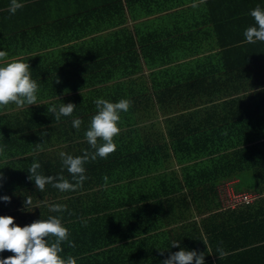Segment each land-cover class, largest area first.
Masks as SVG:
<instances>
[{"label": "trees", "instance_id": "obj_1", "mask_svg": "<svg viewBox=\"0 0 264 264\" xmlns=\"http://www.w3.org/2000/svg\"><path fill=\"white\" fill-rule=\"evenodd\" d=\"M62 1L60 0V3ZM239 1L241 0L232 2ZM261 6L264 9V4ZM255 7L256 5L251 6L247 12H239L237 8H231V11L225 14V23L215 32L220 41L219 47L210 48V52L204 55L210 59L203 65L202 71L199 67L201 63L194 61V66L198 68L196 73L192 70L184 80L172 76L166 79L162 70L169 71V66L154 69V67L169 64L168 61L145 63L147 69H153L149 71V86L141 79V76L123 80H116L112 76L99 79L96 77L95 80H75L74 83L70 78V68L57 75L53 74L58 76L57 86L60 88L69 86L76 91L81 89V92L70 96L50 94L55 99L50 100L47 105L58 106L60 103L71 102L76 105L71 116H62L57 121L53 114L47 112L46 105H41L22 112L13 120L9 119L4 128L2 127L5 130V137L0 142V148L8 147L11 155L27 153L26 146H35V149H40L37 154L38 159L1 158L0 187L8 183L7 193L10 195L7 196L9 197L14 196V192L18 190L13 178H19L23 183L29 179V174L26 172L28 173L27 170L32 161L41 164V168L38 169L39 172H43L41 174L63 175L70 182H74L67 169L62 168L59 153L81 156L85 150L94 151L87 143L84 133L89 127L91 117L97 112L94 104L97 98L113 103L120 99L132 101L131 108L120 114L121 120L118 125L120 128L154 118L151 126H154L155 122L161 118L167 127L168 132L166 131V135L162 137L158 146L152 145L148 149H146L147 145L132 147V140L138 137H128V140L121 128L119 135L114 138L117 145L115 152L109 154L106 159L97 157L94 161L86 162L84 167L87 178L83 181L82 187L75 191L60 192L50 184L45 186L43 192L36 189L34 193L28 188L31 200L37 197L42 203V214L46 217L53 215L61 218L63 226L69 230V240L75 244V247H69L67 242L63 243V251L60 253L63 258L67 259L71 256L76 264L131 262L122 260L116 255L118 251H123L120 247L121 243L131 239L132 236L157 229V221L160 217L169 215L168 217L174 220L177 216L183 217L187 212L191 213L190 207L184 202L182 206L179 200L173 204L171 196L166 199L160 197V195L177 193L183 187H186L187 191H182L179 197L184 199L185 196H189L195 212H201L202 209L212 206L213 198L220 206L222 205L217 189L220 182L236 180L235 189L237 190L245 187L246 190L262 192L261 188L264 186V95L260 96L258 90L264 88V42L258 41L251 44L246 42L243 35L248 27L256 26L254 18L250 15ZM91 17L96 20L97 14ZM98 17L105 18L101 14ZM74 18L73 14L59 15L58 66L63 68L67 66L65 63L69 57L66 55L71 48L76 49V53L83 50L77 57L84 62L87 56L92 55V50H95L93 45L89 48L84 47L83 44H89L91 40L94 42L93 39L97 38L95 35L99 30L83 28V20L87 18L85 14L75 20ZM113 34L123 39V43L117 50L116 44H112L115 47V53L121 54V57L118 60L110 59L109 62H103V66L112 67L110 70H114L113 67L120 69V76L117 78L141 72L143 67L139 62L133 65L135 67L133 69H129L128 65L131 64L125 62L130 58L128 55H132L136 50L130 35L124 30ZM144 49L141 48L142 51L149 48ZM3 50L4 48H0V51ZM198 53V48L192 50V48L177 47L173 50L177 59L188 55H199ZM117 61L122 62L117 63ZM25 62L29 64V61ZM38 65L34 63V67ZM187 65L190 64L187 63ZM75 66L77 70L83 65L76 60ZM103 66L96 59L90 68ZM32 67L30 66L31 75L47 97L43 86L49 87L50 82H53L51 78L53 76L43 67H39L38 71ZM98 83L104 86H95ZM88 87L91 89L82 92V89ZM44 96H38V99ZM32 113L37 114V118H29L28 116ZM74 118H80L83 121L79 130L72 127ZM52 119L53 123H50ZM137 133L138 131L134 134ZM55 142L57 147L50 150V145L55 146ZM44 148H46L45 151H41ZM171 159L180 166V177L173 172H168V168L174 167ZM49 170L52 172L48 173ZM171 177L177 180L175 184L170 181ZM27 182L25 184L32 187L28 180ZM148 183H155L156 188L151 187L147 196L135 197L134 194L137 193L133 192V188L139 185L144 189L147 186L145 184ZM2 193L0 190V194ZM140 193L145 192L140 191ZM26 194V191L20 192L24 203ZM150 199L152 201H149ZM3 202L6 205L9 204V202ZM253 202L234 208H222L218 210V213L205 218L207 224L219 218L218 222H213L212 227V230L218 234L211 240L216 246L217 255H220L218 249L225 251L224 248L230 246V241H233L231 245L233 247L243 246L245 242L240 239L242 232L255 238L264 234V208H261L259 212L258 208H255L257 203ZM52 204L66 205V210L51 212L49 205ZM2 210L0 206V211ZM27 215L29 213L24 215L19 213L14 217L24 220ZM193 227L194 225L187 228L173 227L167 230L172 233L173 229H186L192 233L177 236L174 241H179V246H176L175 252L182 248L190 250V246L192 248L200 240L197 229ZM117 241L118 245L115 246L114 243ZM139 241L140 239H137L131 243L136 244ZM50 242H52L51 238ZM171 243L169 242L168 246H173ZM132 253L135 254V258L130 259L135 261L133 264H162L169 256L163 255V251L153 256L143 248H138L136 252L132 250ZM12 255L14 253L10 251H3L0 252V259ZM205 264L214 263L205 261ZM216 264H221L219 258Z\"/></svg>", "mask_w": 264, "mask_h": 264}, {"label": "crops", "instance_id": "obj_2", "mask_svg": "<svg viewBox=\"0 0 264 264\" xmlns=\"http://www.w3.org/2000/svg\"><path fill=\"white\" fill-rule=\"evenodd\" d=\"M232 1L235 0H221V2L219 0H63L62 3H60V0H18V2L23 4V7L18 9L13 15L9 12L11 0H0V48H4L3 51L8 53V57L5 58L4 61H0V66L12 60L21 59L29 61L31 67L33 64L32 68H34L35 71H38L39 67H43L45 71L52 74V76L64 70L68 71L71 68L70 78L74 83L75 80H95L96 77L99 79L100 77L112 76V78H116V80H123L126 78H140L141 76V79L149 86V71L153 69H147L145 63L168 61L170 62L169 64L163 65L162 67H154V69H161L169 66V71L162 70L164 76L166 75V79L172 76L178 77L179 80H184L187 78V74L192 70L196 73L198 68L194 66V61L201 63L199 67L202 71L203 65L210 59L204 55L210 52V48L219 47L220 41L215 32L219 26L222 27L225 23L224 16L231 11V8H237L239 12H247L251 9V6L256 5L262 8L261 5L264 4V0H241L238 3ZM194 4L196 7H193ZM94 13L97 14L96 20L91 17L96 16ZM64 14H73L75 18L85 14L87 18L83 20V28L99 30L97 31L98 34L95 35L97 38L93 39L94 42L91 40L89 44H83L84 47L90 48V46L93 45L95 48V50H92V55L90 54V56H87L85 61L87 63L77 57L83 50L76 53V49L71 48L68 55H66L69 57V60L67 59L68 61L65 63L67 66L64 68L58 66L60 45L58 20L59 15ZM100 14L105 16V18L98 17ZM46 30H49V32H46ZM122 30L130 35L136 48L135 53L128 55L130 58H128V60L126 59L125 62L131 64L128 65L129 69L135 68L133 65L138 64V62L143 68L141 72L135 75L117 78L120 76L119 73L121 70L115 69L114 67V70H110L112 67L103 66V62H109L110 59L118 60L121 57V54L117 55L118 53H115V47H113L112 44H116L117 50L118 46L123 43L122 38L113 34L114 32H120ZM72 42L74 43L75 41ZM177 47L192 48V50L198 48L199 55H188L177 59L175 58V54H173L174 48ZM141 48L149 49H144L145 51H142ZM96 59L102 63L103 67L91 69L90 65L96 62ZM76 60L83 65L77 70L75 69V67H77L75 66ZM120 62L122 61H117V63ZM34 63L39 65L34 67ZM187 63L190 65H187ZM57 77L58 76L51 77L53 78V82H50L49 87L43 86L45 95H48L47 97H45L43 92L39 89L37 93V103L39 105H29L28 107L18 108L15 104H9L6 107L0 108V142L4 140L5 130H3V128L9 119L13 120L18 115L20 116L22 112L37 108V106L46 105L45 108H47L50 106L47 105V103L55 99V97L50 96V94L56 93L58 96L60 94L70 96L76 94V92H81V89L76 91V89L70 88L69 86L60 88L57 86ZM31 78L34 79L32 75ZM95 86L102 87L104 85L98 83ZM89 89H91V87L82 89V92ZM263 89L264 88H259L258 90L260 96L264 95ZM179 91H181V89H179ZM38 96L44 97L38 99ZM28 117L35 119L37 118V114L32 113ZM154 119L136 125H125L121 127L127 139L128 137H138V139L132 140V147H143L147 145L146 149H148L152 145L158 146L162 141V137L166 135L167 127H165V123L161 118V120L159 119L155 122L154 126H151ZM50 123H53V119ZM137 131L138 133L134 134ZM56 147L57 143L55 142V146L52 144L50 145V150ZM25 148L27 153L18 154L17 156L11 155L8 147L3 148V153L0 154V160L1 158L14 159L15 157L38 159L37 154H39L40 149H35V146H26ZM45 149L46 148L41 149V151H45ZM157 156L163 157L161 155ZM171 160L173 161L174 167L168 168V172H173L177 177H180V166L173 159ZM51 172L50 170L48 171V173ZM26 174L29 173L26 172ZM27 180L31 183L32 187L25 184L28 183ZM27 180L23 183L19 178H13L18 190L14 192V196H10L12 203L9 202V204L6 205L3 200H0V206L3 209L0 211V216H2V214H5V216H12L14 218V223L20 227L31 224L36 220H46L49 217L42 214V203L37 197L31 200V205L25 206L20 192H27L26 200L29 198L32 199L28 188L32 189L34 193L36 190L35 183L29 179ZM170 181L172 184H175L177 180L171 177ZM228 182L234 184L236 180H230ZM221 183L222 182L219 184ZM166 184L168 185V182H166ZM145 185L147 186L144 189L139 185L133 188V192L137 193L134 194L135 197L147 196L151 187L156 188L155 183H148ZM163 186L166 188L164 184ZM233 187L235 188L236 186L234 185ZM261 189H263L262 192H260V190L257 192L256 190L258 197L256 198L257 200L254 199L253 202L257 203L255 208H258L259 212H261V208H264V186ZM0 190L3 192L0 196L10 195V193H7L8 183L1 186ZM185 190L187 191L186 187H183L182 190L177 193L160 195V197L166 199L171 196L173 204H176L177 200H179L178 202H180L179 204L182 206H184L183 204L185 203L186 206L190 207L191 213L187 212L183 217L177 216L174 220L171 217L169 218V215L160 217L157 221V229L127 239L124 243L120 244L123 251H118L116 255L122 260L131 261L125 262L126 264L135 263V261H132L135 258V254L132 253V250L136 252L138 248H143L153 256L160 251L164 252L163 255H170V253L176 251V246H168L169 242L177 239L178 235H188L192 233L186 229H173L172 233L167 232V230H171L173 227L187 228L194 225L193 228L197 229L200 240L192 248L190 246L189 251L195 250L197 253H204L205 261H211L216 264V260L219 258L221 264H264V234L258 235L255 238L246 232H242L240 239L245 242L243 246L233 247L231 246L233 241H230V246L224 248V255H217L215 251L216 246L211 240L218 234L212 230V227L213 222H218L219 218H216L213 222L211 220L209 224L205 223V218L218 213V210H222V207L217 203V200L213 198L211 201L213 204L212 206L208 207V209H202L201 212H195L189 196H185L184 199L179 197V194ZM140 191H144L145 193H140ZM149 201H152V199ZM19 213L23 215L29 213V215H27L24 220H19V218L17 219L14 217V215ZM153 223L155 222L153 221ZM125 237L128 238L129 236ZM137 239H140V241L136 244L131 243L135 242ZM114 244L117 246L118 241ZM246 244L248 245L246 246Z\"/></svg>", "mask_w": 264, "mask_h": 264}, {"label": "clouds", "instance_id": "obj_3", "mask_svg": "<svg viewBox=\"0 0 264 264\" xmlns=\"http://www.w3.org/2000/svg\"><path fill=\"white\" fill-rule=\"evenodd\" d=\"M23 7L18 0H11L9 12L13 15ZM193 7H196L194 4ZM250 15L254 18L256 26L248 27L243 35L246 42L254 44L264 42V9L256 6L251 10ZM8 57L6 51H0V61ZM59 81L57 80V83ZM39 85L31 78V69L27 62L21 59L12 60L0 66V108L9 104H15L18 108L37 103ZM97 112L91 117L88 129L84 135L87 143L94 151L85 150L81 156H73L65 152L59 155L62 161V168H66L71 175L70 182L63 175H43L38 169L41 164L32 161L28 169L30 180H33L35 187L40 192L45 190L46 185H51L60 192L75 191L82 187L85 176V163L89 160H96L97 157L106 159L109 154L115 152L117 145L114 138L119 135L121 129L118 126L121 120V112H127L131 106L130 99H120L118 102H109L103 98L94 100ZM76 105L69 102L60 103L58 106L52 104L47 107V112L54 115L59 121L62 116H71ZM83 121L80 118L72 120V127L80 129ZM3 148H0V154ZM2 178V173H0ZM236 188V187H235ZM0 200L10 202L7 195L0 196ZM31 205V199L25 200V206ZM51 212H62L66 205H49ZM69 230L63 226L61 218L50 215L46 220H36L31 224L20 227L14 223L12 216H0V252L10 251L14 255L0 259V264H76L73 257L63 258L60 253L63 251L62 244L67 242L69 247L75 244L69 240ZM50 238L52 242H50ZM171 245L179 246V241H172ZM220 255L224 253L218 249ZM162 264H205L204 253H197L195 250L181 249L170 253Z\"/></svg>", "mask_w": 264, "mask_h": 264}, {"label": "built area", "instance_id": "obj_4", "mask_svg": "<svg viewBox=\"0 0 264 264\" xmlns=\"http://www.w3.org/2000/svg\"><path fill=\"white\" fill-rule=\"evenodd\" d=\"M217 189L222 201V208H234L241 204H248L258 197L256 191L246 189L237 190L231 182L222 183Z\"/></svg>", "mask_w": 264, "mask_h": 264}, {"label": "rangeland", "instance_id": "obj_5", "mask_svg": "<svg viewBox=\"0 0 264 264\" xmlns=\"http://www.w3.org/2000/svg\"><path fill=\"white\" fill-rule=\"evenodd\" d=\"M234 185H235V183H234ZM236 186V185H235ZM242 189H245V188H242ZM177 210V209H176Z\"/></svg>", "mask_w": 264, "mask_h": 264}]
</instances>
